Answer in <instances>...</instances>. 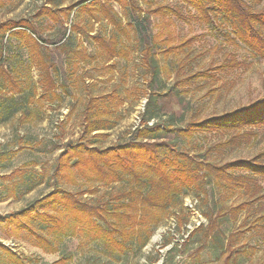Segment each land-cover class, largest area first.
<instances>
[{"label":"rangeland","instance_id":"374dc122","mask_svg":"<svg viewBox=\"0 0 264 264\" xmlns=\"http://www.w3.org/2000/svg\"><path fill=\"white\" fill-rule=\"evenodd\" d=\"M47 1L10 0L0 7V22L33 18ZM79 1L56 0L63 6ZM92 1L97 0H85L75 7L64 23H39L43 35L52 41L47 46L56 64L60 97L43 95L42 101H38L42 95L39 71L26 70L27 81L38 87L37 99L32 102L33 113L28 117L21 113L0 114L1 215L24 208L56 186L51 167L70 141L85 135L91 120L100 118L101 124L109 126L86 136L98 146H108L134 130L141 122L154 72L158 75L154 83L157 92L170 88L178 91L181 103L174 104V108L181 109L184 118L175 122H185L192 115L222 113L264 95V59L253 57L245 45L230 41L223 25L198 19L195 9L177 0H137L143 9L140 12L131 4L125 9L115 2L114 8L126 25L125 30H117L111 22L93 19L89 10L81 8ZM163 5L177 7L179 12L157 11ZM263 6L264 1L256 7ZM132 22H143L144 33H137ZM75 25L80 26L81 33L74 30ZM114 34L122 39L127 53L106 62L101 43L94 35L109 38ZM186 40H190L189 46L173 49ZM147 42L154 43V65L145 51ZM15 45L17 52L26 57L27 45ZM230 58H235L239 65L213 69L215 77L211 79L177 83L197 70L219 66ZM168 118L169 113L159 120ZM219 138L217 134H199L189 139L177 138V142L193 156L221 162L252 156L264 148V127L243 146L212 151L205 157L206 149ZM35 171L44 172L36 187ZM23 174L28 181H22ZM16 183L19 185L14 189ZM30 185L33 189L28 190ZM62 185L74 192L90 188L83 181ZM204 185L206 195L200 198L191 190L181 199L184 208L179 205L165 216L141 251H130L120 259H109L101 241L81 232L71 231L61 237L57 251H50L38 245L28 230L0 222V241L30 264H50L60 258L65 259L63 264H264V237L242 225L244 213L237 220L228 213L209 225L207 215L212 210L215 217L218 208L238 204L243 196H228L212 180ZM99 189L103 193L106 187L101 185ZM84 196H91L90 191ZM201 225L204 228L191 235ZM0 264L15 263L9 255L0 254Z\"/></svg>","mask_w":264,"mask_h":264},{"label":"trees","instance_id":"16d2710c","mask_svg":"<svg viewBox=\"0 0 264 264\" xmlns=\"http://www.w3.org/2000/svg\"><path fill=\"white\" fill-rule=\"evenodd\" d=\"M8 1L0 0V7H4ZM84 1L63 6L61 2L48 0L38 8L33 18H9L0 22L2 116L21 113L28 117L33 113L32 102L37 99L38 87L27 81L24 76L26 70L36 68L39 71L42 95L38 101H42L43 95L60 97L56 64L47 46L52 41L43 35L39 23L50 20L64 23L74 8ZM177 1L195 9L198 19L223 25L230 41L245 45L253 57L264 59V6L256 7L264 0ZM115 2L125 9H129L131 4L143 11L137 0H97L87 2L81 8L89 10L93 19H106L115 29L125 30L126 25L114 8ZM157 11L178 13L179 9L163 5ZM142 25L143 22H132L137 33H144ZM79 29V25L74 26L77 33H81ZM94 38L101 43L106 62L127 53L117 34L109 38L94 35ZM16 43L27 45L26 57L17 52ZM153 44L147 42L145 47L151 65L155 62L152 57ZM189 45L190 40H186L173 49H184ZM237 65L236 59L230 58L219 66L197 70L178 79L177 83L184 85L195 79H211L215 77L211 70ZM157 79L158 75L154 72L141 122L134 130L108 146H98L89 142L86 136L109 126L101 124L100 118L91 120L85 135L70 141L51 167L56 186L24 208L0 214V222L28 230L38 245L50 251H57L61 237L71 231L81 232L101 241L108 250L106 256L109 259H120L130 251H141L164 217L179 205L181 209L184 208L181 199L191 190L202 198L207 193L204 182L212 180L223 193H229L228 196L241 194L243 200L227 208H218L215 217V210H212L207 215L209 225L217 223L220 217L228 213L234 220L244 213L242 225H246L247 230L255 229L257 234L264 237V148L252 156L221 162L206 157L212 151L240 147L257 137L258 129L264 127V95L222 113L204 117L192 115L185 122H175L184 118L182 110L174 108V104L181 103L178 91L170 88L164 93L157 92ZM168 113L167 120H159ZM199 134L220 135L206 149V158L191 155L177 142V138L189 139ZM43 176V171H35V187L42 182ZM21 179L28 181L24 174ZM80 181L90 184V188L74 192L62 185ZM18 185L16 183L14 189ZM101 185L106 187L103 193L99 189ZM31 189L32 185L28 190ZM88 191L91 196L85 197ZM203 228L201 225L191 235ZM207 229L210 231V226ZM0 254L9 255L15 264H30L27 258L2 241ZM64 261L60 258L50 264H63Z\"/></svg>","mask_w":264,"mask_h":264}]
</instances>
